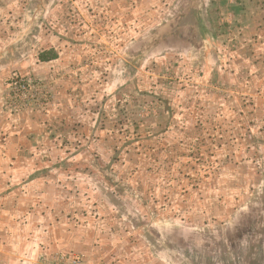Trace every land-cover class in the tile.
I'll use <instances>...</instances> for the list:
<instances>
[{"label":"rangeland","instance_id":"rangeland-1","mask_svg":"<svg viewBox=\"0 0 264 264\" xmlns=\"http://www.w3.org/2000/svg\"><path fill=\"white\" fill-rule=\"evenodd\" d=\"M17 10L30 28L0 38L2 256L264 264V0Z\"/></svg>","mask_w":264,"mask_h":264},{"label":"crops","instance_id":"crops-1","mask_svg":"<svg viewBox=\"0 0 264 264\" xmlns=\"http://www.w3.org/2000/svg\"><path fill=\"white\" fill-rule=\"evenodd\" d=\"M17 2L18 0H0V38H3V41L5 37L8 36V38H12L9 41L13 43L12 41H15L16 38L19 40L23 28H30L29 20L28 23H26L27 18L24 16V13L23 15L18 14ZM2 253L3 252L0 250V264H14L11 260H6L5 257L2 256ZM15 264H17V262H15ZM104 264H114V262L106 261ZM148 264H151V262Z\"/></svg>","mask_w":264,"mask_h":264}]
</instances>
